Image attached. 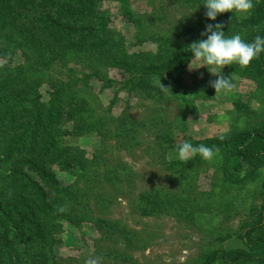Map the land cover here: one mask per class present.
I'll return each instance as SVG.
<instances>
[{
	"label": "rangeland",
	"instance_id": "obj_1",
	"mask_svg": "<svg viewBox=\"0 0 264 264\" xmlns=\"http://www.w3.org/2000/svg\"><path fill=\"white\" fill-rule=\"evenodd\" d=\"M99 1L103 32L88 42V51L82 46L85 53H66L63 61L41 69L44 75L35 89L46 110L53 91L67 87L71 79L80 80L71 88L79 96L93 97L80 104L88 111L80 126L83 120L97 121L86 130L75 132L74 122L52 124L43 117L46 131L59 127L72 131L64 138L71 151L59 159L43 156L69 193L63 195L23 167L49 199L67 208L72 221L60 220L51 231L47 229L54 243L43 246L32 241L28 248L20 246L7 264H35L32 258L41 252L48 264H84L90 255L102 256L103 264H202L215 250L243 247L252 224L258 229L251 236L264 238V165L247 172L250 176L243 183L232 184L223 178L220 153L211 160L197 155L186 161L177 153V144L183 141L200 145L207 139L262 127L264 77H243L232 64L222 69L201 66L203 61L191 55L178 71L180 78L172 91L153 95L135 89L131 80L151 77L149 61L165 58L183 40L196 38L201 25L213 22L205 15L206 0H195L193 10L183 2L166 0ZM4 2L0 0V13L5 11ZM249 13H240L239 25ZM186 15L191 19L182 21ZM188 24H193L190 36L183 34L171 42L173 34ZM239 25L233 23L234 31L225 36L240 34L245 40L261 29ZM24 34L30 33L20 25H0V51L12 54L11 60L0 57V83L12 77L13 68L26 63V56L32 58V45L25 47ZM100 40L106 48L92 44ZM113 56L134 65L129 64L131 69L112 66L108 58ZM33 70L41 73L38 66ZM211 71L230 75L234 89L215 93L209 86L216 79ZM7 91L0 88L3 96ZM13 168L18 166L0 164V192L12 189V178L3 175ZM98 219L116 222L117 228L107 224L101 229Z\"/></svg>",
	"mask_w": 264,
	"mask_h": 264
},
{
	"label": "trees",
	"instance_id": "obj_2",
	"mask_svg": "<svg viewBox=\"0 0 264 264\" xmlns=\"http://www.w3.org/2000/svg\"><path fill=\"white\" fill-rule=\"evenodd\" d=\"M5 1L3 3L5 6L2 7L5 11L0 13V25H20L23 30L30 33L24 34L25 36L21 38L26 41L25 47L32 45L30 48L32 58L26 56V63L16 69L13 68L12 77L4 79L0 83V88L9 89L4 96L3 93L0 94V164L11 162L18 166V168H13L3 175L7 179L12 178L14 183L9 192L6 190L0 192V264H7L8 257H11L18 250V247L28 248L32 241L41 242L43 246L54 243V239L49 236L47 229L50 228L51 231L54 224L60 220L72 221L70 213L59 212L57 210L58 203L56 204L53 198H48L50 196L45 193L42 186L25 173L23 167L27 166L28 170L35 171L44 184L50 185L58 192L62 191L63 195L69 193L68 189L60 186L55 173L43 160V156L52 155V158L59 159L71 151V147L64 142V138L72 131L68 132L60 127L46 131L43 117L46 115V119L52 124L63 121L74 122L73 131L75 132L81 129L86 130L95 125L97 121L91 123V121L83 120L82 126H80V120L88 113L80 104L86 105L89 103L88 97H93L91 95L79 96L77 91L71 88L77 87L80 80L71 79L67 87L56 88L53 91L49 99L50 106L46 110L35 89L41 84L44 75L42 70L49 69L55 60L62 59L60 61H63L66 53L82 51V46L85 51H88L86 46L88 42L95 38L99 32H103L105 27L97 11L100 7L99 0ZM166 1L183 2L188 10H193L195 3V0ZM252 1H254V7L241 25H239L241 21L238 19L240 13L226 12L218 14L212 23L201 25L196 38L190 36L193 24H188V28L186 26L183 31L173 34V37L170 38L171 42L180 39L179 37L183 34H188L190 37L177 45L172 53L165 58L161 59L160 57L158 62L149 61L150 63L146 67L147 73H152L151 77L146 80L140 78L136 82L131 80L133 88L144 89L145 92L150 91L153 95L167 93L155 85L154 77L159 76L161 83L165 87H169L168 92L175 89L180 78L178 71L192 55L189 45L202 38H207L206 36L201 37V33L206 30L207 24L223 23L222 31L225 34L231 30L234 31L235 28L230 29L233 23L239 25L238 27L250 26L252 30H254L252 27L258 25L261 29L257 32L252 31L250 35L245 37V42H252L257 35L264 37V27H262L264 26V0ZM183 18L188 19V21L191 19L189 15L183 16L182 21ZM17 19L24 20V22H18ZM199 25L197 24V26ZM31 26L34 31L29 28ZM12 41L16 43L14 40ZM92 44L97 48L107 47L103 40L96 43L92 42ZM23 52L26 54L25 50ZM11 55L5 50L0 51V57L7 60H11ZM102 56L103 54H101ZM108 61L112 66L128 69L134 65L125 59L116 58V56L108 58ZM37 66L40 70L42 69L38 75L33 70ZM231 66L243 77H264V52L253 59L247 67H241L236 63ZM93 73L95 76H99L97 71ZM51 87L53 86L51 85ZM34 92L35 95L30 98ZM56 135H60V138L56 139ZM222 137H224L223 140L216 137L207 139L202 144L216 145L219 148L216 154L220 153L223 158L222 174L224 180L232 184L243 183L250 176L247 178V172L257 170L264 165V125L257 129L245 130ZM15 154H19V156L13 159ZM64 163V159L60 161L62 166ZM96 224H101V229L105 228L107 224L112 229L117 228L116 222L111 223L102 219H98ZM251 227V231L243 237V247L227 251L215 250L205 256L202 264H216L218 262L224 264H264V238L251 236V233L258 229L255 224H252ZM39 255L32 258V263L48 264L44 253L41 252Z\"/></svg>",
	"mask_w": 264,
	"mask_h": 264
},
{
	"label": "clouds",
	"instance_id": "obj_3",
	"mask_svg": "<svg viewBox=\"0 0 264 264\" xmlns=\"http://www.w3.org/2000/svg\"><path fill=\"white\" fill-rule=\"evenodd\" d=\"M207 9L205 15L210 20H216L217 15L226 12L249 13L254 4L252 0H206L204 4ZM223 23L207 24L206 30L201 33L200 39L189 45L192 57L196 61H203L201 66H214L216 69H222L224 66L233 63L241 67H247L251 61L264 52V37L257 35L252 42H245L240 34L226 37ZM200 66V67H201ZM216 79L209 81V86L215 89V93L231 92L235 84L232 82L230 75L225 76L222 71H211ZM157 87L163 92H168L169 87H165L159 76L154 77ZM221 140L224 137H220ZM219 151L216 145L207 146L204 144L193 145L188 141L177 144V153L179 159L186 161L197 155L205 160H211ZM59 212L67 211L64 206H58ZM84 264H103V257L90 255L84 260Z\"/></svg>",
	"mask_w": 264,
	"mask_h": 264
}]
</instances>
